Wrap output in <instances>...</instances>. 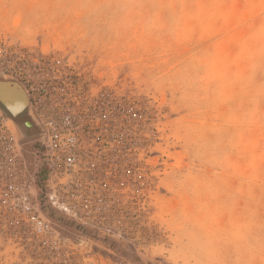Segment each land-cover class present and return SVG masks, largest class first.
I'll return each instance as SVG.
<instances>
[{
	"label": "rangeland",
	"instance_id": "1",
	"mask_svg": "<svg viewBox=\"0 0 264 264\" xmlns=\"http://www.w3.org/2000/svg\"><path fill=\"white\" fill-rule=\"evenodd\" d=\"M0 39L52 137L0 264H264V0H0Z\"/></svg>",
	"mask_w": 264,
	"mask_h": 264
},
{
	"label": "built area",
	"instance_id": "2",
	"mask_svg": "<svg viewBox=\"0 0 264 264\" xmlns=\"http://www.w3.org/2000/svg\"><path fill=\"white\" fill-rule=\"evenodd\" d=\"M8 55L6 43L0 39V73L3 75L10 73L6 68ZM12 55H17V52H11L10 56ZM33 115L44 131L46 130V134L26 141L17 134L7 117L0 111V206L42 205L41 194L37 193L42 189L40 158L43 149L51 147L52 137L49 136L48 123Z\"/></svg>",
	"mask_w": 264,
	"mask_h": 264
},
{
	"label": "water",
	"instance_id": "3",
	"mask_svg": "<svg viewBox=\"0 0 264 264\" xmlns=\"http://www.w3.org/2000/svg\"><path fill=\"white\" fill-rule=\"evenodd\" d=\"M24 101L23 109L14 110L13 107ZM31 98L26 88L17 80L0 79V108L7 118L17 124L24 140L30 141L44 133L41 124L32 113Z\"/></svg>",
	"mask_w": 264,
	"mask_h": 264
},
{
	"label": "bare ground",
	"instance_id": "4",
	"mask_svg": "<svg viewBox=\"0 0 264 264\" xmlns=\"http://www.w3.org/2000/svg\"><path fill=\"white\" fill-rule=\"evenodd\" d=\"M24 105H25V103H24V101H20V102H18L16 105H15V107H13V109L14 110H19V109H23V107H24ZM0 111L4 114V112L1 110V108H0ZM33 114H34V112H33ZM5 115V114H4ZM8 119V121H9V123L11 124V126H13V128L15 129V131L17 132V134H18V132H19V136L21 135V133H20V130H19V128H18V126H17V124L13 121V119H11V118H7ZM44 134H46V130L44 131V133H43V135ZM21 137V136H20Z\"/></svg>",
	"mask_w": 264,
	"mask_h": 264
}]
</instances>
